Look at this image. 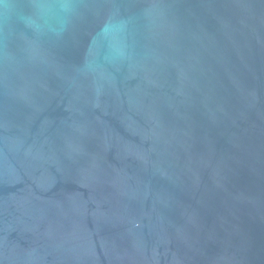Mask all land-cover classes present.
Instances as JSON below:
<instances>
[{"label":"water","instance_id":"obj_1","mask_svg":"<svg viewBox=\"0 0 264 264\" xmlns=\"http://www.w3.org/2000/svg\"><path fill=\"white\" fill-rule=\"evenodd\" d=\"M0 264H264V0H0Z\"/></svg>","mask_w":264,"mask_h":264}]
</instances>
